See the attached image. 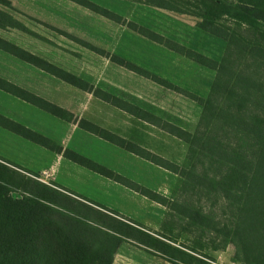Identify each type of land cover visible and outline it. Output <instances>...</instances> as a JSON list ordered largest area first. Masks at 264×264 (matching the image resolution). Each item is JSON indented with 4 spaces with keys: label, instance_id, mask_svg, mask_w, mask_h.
I'll return each instance as SVG.
<instances>
[{
    "label": "rangeland",
    "instance_id": "374dc122",
    "mask_svg": "<svg viewBox=\"0 0 264 264\" xmlns=\"http://www.w3.org/2000/svg\"><path fill=\"white\" fill-rule=\"evenodd\" d=\"M86 1L105 13L74 0H0V8L18 21L15 27L17 23L9 18V25L0 27V36L85 79L93 89L110 91L147 109L159 125L138 119L92 91L0 50V76L72 113L66 121L0 90L1 113L61 148L60 152L51 150L0 126V162L72 196H81L93 206L96 203L116 212L172 247L164 258L125 239L111 264H196L191 257L211 264H242L225 233L235 209L213 188L212 180H219L227 169L220 157L224 150L241 145L249 155L253 149L244 144L250 141L241 137L230 114L248 117L260 112L253 102L262 98L264 61L250 51L264 47V27L256 18L257 10L241 0H164L177 10L146 0ZM206 17L237 41L203 30L199 23ZM188 51L208 58V65L189 56ZM129 64L146 70L150 77L129 69ZM248 82L255 83V88L245 87ZM232 89L250 100L240 107ZM208 101L211 107L206 111ZM82 118L147 148L178 166L177 170L81 129L78 121ZM165 123L189 132L192 142L164 130ZM196 134L200 142L194 140ZM203 142L214 147L213 154L203 148ZM64 149L81 153L159 193L165 204L80 166L64 156ZM9 189L12 197L22 193L14 186Z\"/></svg>",
    "mask_w": 264,
    "mask_h": 264
},
{
    "label": "trees",
    "instance_id": "16d2710c",
    "mask_svg": "<svg viewBox=\"0 0 264 264\" xmlns=\"http://www.w3.org/2000/svg\"><path fill=\"white\" fill-rule=\"evenodd\" d=\"M1 1L7 2V0ZM74 1L94 8L95 11L105 13L86 0ZM146 1L158 7L177 10V7L165 3L164 0ZM241 2L257 10L256 18H264V8L261 7L264 0H241ZM3 15L4 22L1 19L0 27L8 26L9 18L17 23L15 27H18V21L13 20L9 13L0 8V16L3 17ZM199 25L203 30L213 35L237 41L234 35L228 36V32L209 17L204 18ZM148 37L151 38L149 31ZM262 37L264 38L263 33ZM0 49L37 66L68 84L82 90L92 91L97 98L140 119L159 125L155 121L158 118L147 109L115 96L110 91L101 88L93 89L85 79L2 37H0ZM250 51L264 61V47H252ZM188 54L200 63L208 65V58L193 51H188ZM127 67L142 76L150 77L146 70H140L130 64ZM221 69L224 70L225 67L222 66ZM152 79L164 84L161 79L153 76ZM255 85L253 82H248L245 87L252 90ZM215 87H219V84L216 83ZM0 89L57 118L71 120L72 113L70 111L1 78ZM260 92H262L261 100H258L257 103L253 102L260 108L259 113L251 114L248 117L239 113L230 114L233 117L234 126L239 133L243 134L241 137L253 142L245 141L244 144L253 149L249 155H247L248 150L241 145L230 149L228 147L226 149L228 152L224 150L220 157L225 159L227 169L219 180H212L213 188L222 192L235 209L225 233L234 244L236 260L242 264H264V88L262 89V86ZM231 93L237 94L233 89ZM237 96L239 97L237 103L240 107L244 106V101L250 100L249 98L245 99L242 93ZM210 107L211 102H206V111ZM207 116L204 114V117ZM218 116L221 117V115ZM0 126L36 144L57 152L61 151V148L55 147L47 136L2 114H0ZM78 126L159 166L174 172L177 170L178 166L166 161L161 156L95 123L80 119ZM162 127L170 134L192 142V139L188 138L191 137L189 132L170 123H165ZM193 137L197 142L202 140L197 134ZM202 146L209 150V154H213L214 147H210L208 142H203ZM63 154L81 166L111 178L153 201L165 204L164 197L159 193L129 180L72 149H64ZM10 186L19 188L22 192L21 195L12 197L9 194ZM85 200L87 199L81 196L76 195L75 197L68 194L63 188L25 176L0 162V264H111L116 249L125 239H131L146 246L164 258L168 256V249L172 247L163 239L142 229L139 224L122 218L116 212L96 203H94L96 206H93ZM183 254L185 255V253ZM191 258L195 260L196 264H211L201 258Z\"/></svg>",
    "mask_w": 264,
    "mask_h": 264
},
{
    "label": "crops",
    "instance_id": "0c3cea01",
    "mask_svg": "<svg viewBox=\"0 0 264 264\" xmlns=\"http://www.w3.org/2000/svg\"><path fill=\"white\" fill-rule=\"evenodd\" d=\"M261 7H263L264 8V4H262V6ZM257 20H258V22L262 25V27H264V18H257ZM1 37V36H0ZM3 38V37H2ZM4 39H6V38H4ZM7 40V39H6ZM9 41V40H8ZM11 42V41H10ZM13 43V42H12ZM15 44V43H14ZM17 45V44H16ZM20 47V46H19ZM22 48V47H21ZM24 49V48H23ZM1 51H3V52H5V53H7V54H9V55H12V54H10V53H8V52H6V51H4V50H2V49H0ZM12 56H14V55H12ZM14 57H16V56H14ZM16 58H18V57H16ZM20 59V58H19ZM20 60H22V59H20ZM22 61H24V60H22ZM0 78L1 79H4V80H6V81H9V82H11V83H13V84H15V85H17V86H20V85H18V84H16V83H14V82H12V81H10V80H8L7 78H5V77H2V76H0ZM20 87H22V86H20ZM22 88H24V87H22ZM24 89H26V88H24ZM1 91H3V92H5V93H7V94H10V93H8L7 91H4V90H2V89H0ZM26 90H28V89H26ZM30 91V90H29ZM32 92V91H31ZM34 93V92H33ZM36 94V93H35ZM11 95V94H10ZM38 95V94H37ZM13 96V95H12ZM40 96V95H39ZM16 97V96H15ZM42 97V96H41ZM18 98V97H17ZM42 98H44V97H42ZM20 99V98H19ZM44 99H46V98H44ZM100 99V98H99ZM22 100V99H21ZM47 100V99H46ZM102 100V99H101ZM126 100V99H125ZM24 101V100H23ZM49 101V100H48ZM102 101H104V100H102ZM51 102V101H50ZM104 102H106V101H104ZM53 103V102H52ZM108 103V102H107ZM133 103V102H132ZM56 104V103H55ZM114 106V105H113ZM116 107V106H115ZM118 108V107H117ZM120 109V108H119ZM41 110V109H40ZM122 110V109H121ZM43 111V110H42ZM45 112V111H44ZM47 113V112H46ZM0 114H2V115H4V116H6L5 114H3V113H1L0 112ZM49 114V113H48ZM130 114V113H129ZM51 115V114H50ZM53 116V115H52ZM6 117H8V116H6ZM136 117V116H135ZM8 118H10V119H13V118H11V117H8ZM138 118V117H137ZM82 119H85V118H82ZM138 119H140V118H138ZM13 120H15V119H13ZM86 120H88V119H86ZM141 120H143V119H141ZM15 121H17V120H15ZM88 121H90V120H88ZM143 121H146V120H143ZM17 122H19V121H17ZM90 122H92V121H90ZM148 122V121H147ZM19 123H21V122H19ZM92 123H94V122H92ZM22 124V123H21ZM95 124H97V123H95ZM24 125V124H23ZM97 125H99V124H97ZM26 126V125H25ZM100 126V125H99ZM26 127H28V126H26ZM100 127H103V126H100ZM28 128H30V127H28ZM81 128V127H80ZM103 128H105V129H108V128H106V127H103ZM30 129H32V128H30ZM81 129H83V128H81ZM32 130H34V129H32ZM84 130V129H83ZM108 130H110V129H108ZM34 131H36V130H34ZM86 131V130H85ZM110 131H112V130H110ZM112 132H114V131H112ZM40 133V132H39ZM115 134H118V133H116V132H114ZM118 135H120V134H118ZM120 136H122V135H120ZM122 137H124V136H122ZM49 138V137H48ZM125 138V137H124ZM126 139V138H125ZM128 140V139H127ZM134 142V141H133ZM136 143V142H135ZM137 144V143H136ZM139 145V144H138ZM116 146V145H115ZM141 146V145H140ZM118 147V146H117ZM141 147H143V146H141ZM143 148H145V147H143ZM145 149H147V148H145ZM148 150V149H147ZM74 151V150H73ZM76 152V151H75ZM81 154V153H80ZM134 154V153H133ZM136 155V154H135ZM81 166V165H80ZM90 170V169H89ZM90 171H92V170H90ZM124 177H126V176H124ZM126 178H128V177H126ZM129 179V178H128ZM129 180H131V179H129ZM131 181H133V180H131ZM135 182V181H134ZM137 183V182H136ZM139 184V183H138ZM147 188V187H146ZM142 195V194H141ZM144 196V195H143ZM119 211V210H118ZM120 212V211H119ZM118 212V213H119ZM122 212V211H121Z\"/></svg>",
    "mask_w": 264,
    "mask_h": 264
}]
</instances>
